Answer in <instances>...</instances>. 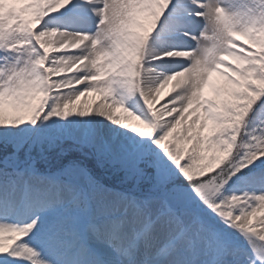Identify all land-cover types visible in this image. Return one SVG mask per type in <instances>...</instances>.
<instances>
[{
  "label": "snow or ice",
  "instance_id": "snow-or-ice-1",
  "mask_svg": "<svg viewBox=\"0 0 264 264\" xmlns=\"http://www.w3.org/2000/svg\"><path fill=\"white\" fill-rule=\"evenodd\" d=\"M0 264H264V0H0Z\"/></svg>",
  "mask_w": 264,
  "mask_h": 264
},
{
  "label": "rangeland",
  "instance_id": "rangeland-1",
  "mask_svg": "<svg viewBox=\"0 0 264 264\" xmlns=\"http://www.w3.org/2000/svg\"><path fill=\"white\" fill-rule=\"evenodd\" d=\"M165 91H167V89H166ZM91 98H92V97H91ZM91 98H90V99H91Z\"/></svg>",
  "mask_w": 264,
  "mask_h": 264
},
{
  "label": "bare ground",
  "instance_id": "bare-ground-1",
  "mask_svg": "<svg viewBox=\"0 0 264 264\" xmlns=\"http://www.w3.org/2000/svg\"><path fill=\"white\" fill-rule=\"evenodd\" d=\"M90 98H91V97H90ZM90 98H89V99H90Z\"/></svg>",
  "mask_w": 264,
  "mask_h": 264
}]
</instances>
